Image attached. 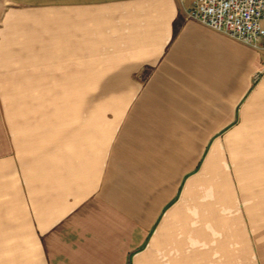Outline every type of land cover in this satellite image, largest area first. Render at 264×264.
Instances as JSON below:
<instances>
[{
  "label": "crops",
  "instance_id": "1",
  "mask_svg": "<svg viewBox=\"0 0 264 264\" xmlns=\"http://www.w3.org/2000/svg\"><path fill=\"white\" fill-rule=\"evenodd\" d=\"M194 0H0V264H264V49Z\"/></svg>",
  "mask_w": 264,
  "mask_h": 264
},
{
  "label": "built area",
  "instance_id": "2",
  "mask_svg": "<svg viewBox=\"0 0 264 264\" xmlns=\"http://www.w3.org/2000/svg\"><path fill=\"white\" fill-rule=\"evenodd\" d=\"M187 17L255 49H264V0H194Z\"/></svg>",
  "mask_w": 264,
  "mask_h": 264
}]
</instances>
